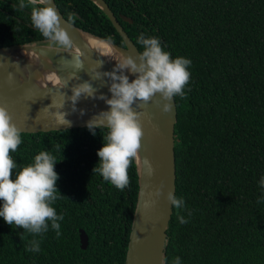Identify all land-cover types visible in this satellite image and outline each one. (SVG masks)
Wrapping results in <instances>:
<instances>
[{
  "label": "trees",
  "instance_id": "trees-1",
  "mask_svg": "<svg viewBox=\"0 0 264 264\" xmlns=\"http://www.w3.org/2000/svg\"><path fill=\"white\" fill-rule=\"evenodd\" d=\"M137 45L156 37L173 59L192 61L185 97L175 96V153L180 224L173 207L166 259L181 264H264V0H106ZM27 3V0H25ZM77 27L125 46L113 22L93 0H56ZM0 0V47L50 44L31 23V6ZM125 15L133 21L122 18ZM107 129L86 126L22 132L11 152L18 171L48 151L56 157L61 198L51 206L61 235L51 228L35 237L41 251L26 247L33 236L0 217V264H125L138 200L136 162L121 191L93 169ZM59 145V149H57ZM3 201L0 200V208ZM191 210V217H188ZM89 235L81 246L80 230ZM21 234L23 239H21Z\"/></svg>",
  "mask_w": 264,
  "mask_h": 264
},
{
  "label": "clouds",
  "instance_id": "clouds-1",
  "mask_svg": "<svg viewBox=\"0 0 264 264\" xmlns=\"http://www.w3.org/2000/svg\"><path fill=\"white\" fill-rule=\"evenodd\" d=\"M21 9L31 6V23L52 46L60 53L58 61L62 69H71L66 77L60 76L55 80L59 86L55 90L59 99L51 96V103L40 109L57 126L71 127L72 121L67 119L70 114L64 111L66 104L71 102V112H80L83 116L85 109H77L78 102L83 99H99L105 102L108 110H102L93 115L87 121L86 127L93 134L96 130L107 129L103 135V147L98 150L99 163L94 167V174L110 182L111 185L123 191L130 183L128 169L133 162L142 165L144 172L149 176L155 174L152 162L144 157L141 160V141L144 136L142 111L149 102L154 103L163 113H171L172 101L175 96L184 98L185 87L190 80L188 70L192 61L185 57L173 59L171 54L162 48L161 42L156 37H146L141 33L137 37V43L142 46V51L122 52L115 61L112 70L100 71L105 60L99 57L92 61L87 69L88 80L71 84L73 80L80 81L79 72L85 70V53L73 51L75 42L69 34L75 21V16L69 14L67 27L63 26L61 16L58 14L52 0H19ZM111 37H109V41ZM17 71L20 70L19 61L10 62ZM2 66V63H0ZM130 76L134 79H130ZM49 81L53 76H47ZM100 81V88L107 87L111 94H99V88L94 87L93 82ZM7 82L9 86L15 84V74L8 72ZM71 95L62 89H69ZM30 91V90H29ZM135 106V107H134ZM22 129L14 122L8 108L0 104V200L3 201L0 208V217L12 226L25 230L31 234V239L26 251L39 253L41 251V240L35 237L46 233L51 228L59 237L60 221L64 219L63 214L57 215L51 205L61 198L57 189L59 176L55 171L56 157L48 151H41L35 155L34 162L23 167L13 179V169L17 168L11 152H15L22 143ZM59 149V145H57ZM260 188L264 189V177L259 181ZM163 183L155 191V196H162ZM166 200L177 209V220L180 224L190 222L180 210L186 209L183 197L178 198L171 190L167 192ZM155 203L154 200H145L144 208H149ZM188 210V217H191ZM21 234V239H23ZM161 264H168L166 257H162ZM172 264H181L179 256L174 257Z\"/></svg>",
  "mask_w": 264,
  "mask_h": 264
},
{
  "label": "water",
  "instance_id": "water-1",
  "mask_svg": "<svg viewBox=\"0 0 264 264\" xmlns=\"http://www.w3.org/2000/svg\"><path fill=\"white\" fill-rule=\"evenodd\" d=\"M93 1L109 16L121 34L125 46L112 43L72 24L68 30L77 46L73 51L85 53V70L78 73L81 80H73L70 82V87L71 84L88 80L87 69L90 63L95 61L98 56L101 57L81 37V33L106 41L117 49L120 54L122 52H136L139 50L107 1ZM52 3L61 16L63 26L67 27V18L61 12L56 0H52ZM122 18L130 22L133 21L125 15H122ZM22 48L33 49L38 56H36L35 60L25 58L24 61L14 58L15 56L11 54V51ZM67 55V53L58 52L50 44L27 43L18 46L0 47V63H2V66H0V104L8 108L14 122L22 129V132L33 133L86 126L87 121L93 115L102 110H108L109 106L102 100L82 98L77 104V109L86 110L83 116L80 115L79 111L75 113L71 112V102H68L63 109L70 113L67 119L72 121L71 127L57 126L44 112H40L39 117H36L40 109L52 102L51 96L59 99L55 90L59 86L55 83V80L60 76L66 77L71 69H62L58 61L61 56ZM7 61H19L20 70L17 71ZM113 66L114 64L111 61H105L100 71H110ZM53 68L55 69L53 70ZM10 71L15 74V84L12 86H9L7 82L8 72ZM54 72L57 73L56 78L49 81L47 76L53 75ZM130 79H134V77L130 76ZM93 85L99 88L98 95L102 93L108 95L110 98L111 94L108 92V88H100V81H94ZM62 91L71 95L70 88L62 89ZM172 105L171 113H163L160 108H157L151 102L142 109H136V111L145 113L142 117L144 136L141 141L140 157L141 160L146 157L152 162L155 174L149 177L144 172L142 165L136 163L139 173V192L125 264H161L162 257L166 256L167 230L173 213V206L166 200V196L169 190L175 195L177 191L175 129L178 121V108L175 97L173 98ZM162 183L164 185V194L157 198L154 194ZM145 200H154L155 203L149 208H144L143 203ZM80 237L81 246L84 249L87 248L89 245V235L83 228L80 230Z\"/></svg>",
  "mask_w": 264,
  "mask_h": 264
},
{
  "label": "bare ground",
  "instance_id": "bare-ground-1",
  "mask_svg": "<svg viewBox=\"0 0 264 264\" xmlns=\"http://www.w3.org/2000/svg\"><path fill=\"white\" fill-rule=\"evenodd\" d=\"M81 37L90 45L91 48H93L105 61L112 62L113 64L115 61H112L114 58L118 57L120 55L119 51L115 49L111 44L107 43L106 41L90 37L86 34L81 33ZM11 54L15 56L14 58L23 60L25 58H28L30 60H35L36 59V52L33 49H28V48H22L18 50H13L11 51ZM28 60L29 62H32ZM37 62V61H35ZM55 68H53L54 70ZM51 74V73H50ZM57 73L54 72L53 75H48V76H53L54 79L56 78Z\"/></svg>",
  "mask_w": 264,
  "mask_h": 264
},
{
  "label": "rangeland",
  "instance_id": "rangeland-1",
  "mask_svg": "<svg viewBox=\"0 0 264 264\" xmlns=\"http://www.w3.org/2000/svg\"><path fill=\"white\" fill-rule=\"evenodd\" d=\"M51 45V44H50Z\"/></svg>",
  "mask_w": 264,
  "mask_h": 264
}]
</instances>
